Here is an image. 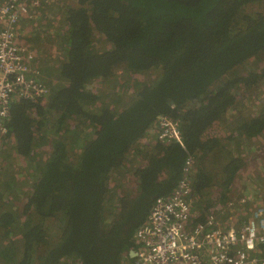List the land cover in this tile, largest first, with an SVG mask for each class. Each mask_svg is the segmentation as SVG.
Wrapping results in <instances>:
<instances>
[{
	"label": "trees",
	"instance_id": "obj_1",
	"mask_svg": "<svg viewBox=\"0 0 264 264\" xmlns=\"http://www.w3.org/2000/svg\"><path fill=\"white\" fill-rule=\"evenodd\" d=\"M258 1L262 0L47 4L63 15L66 30L54 28L56 38H49L59 42L61 56L56 62L39 58L36 65L38 80L49 87L45 99L12 103L7 126L16 140L13 149L30 160L31 189L18 215L17 200L7 202L17 193V179L10 168L3 170L0 237L8 244L0 254L5 264H133L130 251L137 228L147 221L157 197L173 193L189 155L198 161L192 199L200 214L193 224L228 203L244 160L230 159L218 197L202 205L212 178L198 154L222 145L220 139L203 140L202 135L225 113L243 106L236 102L237 90L264 79V68L240 71L246 62L264 64V14L241 15L248 4ZM94 31L105 36L112 48L93 52ZM123 70L148 73L149 83L120 113L105 105L97 109L105 94L88 85ZM160 114L179 120L185 148L157 140L139 147ZM74 116L86 120L93 132L80 134L83 122L77 128L70 126L68 119ZM237 121L240 139L260 136L264 108L256 116L242 113ZM49 143L52 149L43 158L40 147ZM5 149L0 159L12 156ZM133 149L147 157L142 166L132 169L138 179L136 195L122 191L124 178L113 180ZM17 236L23 239L22 247L15 242Z\"/></svg>",
	"mask_w": 264,
	"mask_h": 264
},
{
	"label": "built area",
	"instance_id": "obj_2",
	"mask_svg": "<svg viewBox=\"0 0 264 264\" xmlns=\"http://www.w3.org/2000/svg\"><path fill=\"white\" fill-rule=\"evenodd\" d=\"M48 3L0 0V148L10 138L7 123L12 103L44 99L48 94L49 87L38 80L34 51L21 42ZM156 129L158 141L184 146L178 120L160 114ZM193 165L189 155L173 193L157 197L147 221L137 228L131 249L135 252L133 264H264L263 204L245 209L251 203L242 197L240 216L244 219L232 214L234 202L230 201L226 218L221 220V212L213 210L205 220L193 224L200 214L192 199Z\"/></svg>",
	"mask_w": 264,
	"mask_h": 264
},
{
	"label": "rangeland",
	"instance_id": "obj_3",
	"mask_svg": "<svg viewBox=\"0 0 264 264\" xmlns=\"http://www.w3.org/2000/svg\"><path fill=\"white\" fill-rule=\"evenodd\" d=\"M53 1L55 5L59 3L60 0H50ZM71 4L77 6V0H68ZM47 9H43L41 15L35 22L32 27L27 30L26 36L22 39V43L31 47L34 51L37 60L40 58V61H53L56 62L59 56H61L59 52V42L52 39L50 41L49 38L54 36V28H58L60 31H65L64 23L62 22L63 15L59 14L58 10L51 11V8L46 7ZM264 14V0L258 2H252L248 4L241 12V15H255ZM37 26L40 31L38 33L41 34V39L37 40L36 36L39 35L37 33ZM93 41L90 45V49L93 52H103L112 48L111 43L103 36L99 34L98 31H94ZM16 42H20L19 37L16 38ZM63 46V58L65 56L64 45ZM58 48V49H57ZM40 50V54L38 53ZM58 62V61H57ZM256 62V60L251 62H246L240 69V71L247 73L251 71L252 67H257L258 69H263L264 64ZM264 62V60H263ZM251 63H256L252 65ZM150 76L148 73H132L127 72L125 70L117 72L114 76L103 79L98 78L93 80L88 86L92 90H99L103 92L105 95L101 98L100 102L97 104V109L102 108L104 105L113 109L117 113H120L123 109H125L135 98L138 97V92L140 88L149 83ZM156 76H152L155 78ZM100 88V89H98ZM96 92V91H95ZM237 100L236 102H241L243 106L240 107L235 112H227L223 115L221 119L214 122L207 130L204 131L202 138L203 140H207L210 138H218L223 143L217 149L208 152V153H199L198 157L201 156L202 164L204 167V171L206 174L211 176V186L208 188L207 195L202 200V205L208 204L209 200L215 199L218 197L220 186L222 184V180L224 179V174L226 173V167L231 158L240 157L244 160V167L240 169L236 179L234 180L229 193V201L234 202V208H228V204L224 206H218L216 211H220V218L224 219L227 216V212L231 209L232 214L234 212L237 215H240L244 208L240 206L239 200L244 197L248 200L251 205L246 207L245 209H251L256 205H264V132L255 138H247L240 136L235 131L238 127L237 119L242 117V113L247 116H256L260 113L264 108V79L257 86L250 88H242L237 90ZM44 101V100H43ZM46 103V102H45ZM54 118L50 117V124H52ZM83 122V123H82ZM83 128L79 129L80 134H91L93 131L89 128L87 121L78 118L77 116L71 117L68 119V124L72 127L77 128L81 125ZM95 126H93L94 128ZM155 128V125L152 126ZM50 138L54 134L51 132ZM63 133V132H62ZM156 132H149L147 136L143 140L139 142V147L142 148L144 145L149 144L152 145L156 141L154 139ZM52 135V136H51ZM16 141L13 138L9 139L5 142V153L6 151L12 152V156L7 158L0 159V177L2 176V172L5 168L11 169L16 176L17 179V193L13 192L7 198L8 203L15 202L17 200V214L20 215V211L24 209L26 196L31 189V174L27 170L29 164V158H26L16 152V149L13 148L16 146ZM156 144V143H155ZM40 155L45 158L48 156L49 152L52 149V144H44L40 147ZM136 149L130 150L129 155L126 159V163L117 170L113 180L124 178L123 182L126 184L123 189V185L121 186L122 191L130 192L131 195H136L138 183L137 178H135L133 168H137L142 166L147 160V157L141 154L140 152L134 151ZM76 153V152H75ZM77 154V153H76ZM3 155V153H2ZM4 156V155H3ZM33 158V156H32ZM193 170L194 172L197 169V158L193 157ZM136 170V169H135ZM193 174V173H192ZM114 184V183H113ZM13 198V199H11ZM238 199V200H237ZM10 203V204H11ZM218 203V202H215ZM10 208V206H9ZM234 211V212H233ZM235 215V214H234ZM239 218L244 219L243 216ZM2 231L0 230V233ZM15 242L18 246L22 247L23 239L21 236H17L15 238ZM7 242L0 237V251ZM0 264H5L4 259L0 254Z\"/></svg>",
	"mask_w": 264,
	"mask_h": 264
},
{
	"label": "clouds",
	"instance_id": "obj_4",
	"mask_svg": "<svg viewBox=\"0 0 264 264\" xmlns=\"http://www.w3.org/2000/svg\"><path fill=\"white\" fill-rule=\"evenodd\" d=\"M49 2H50V0H49ZM38 64V60H37V63H36V65ZM37 70H38V68H37ZM45 99V98H44ZM176 120V119H175ZM179 121V120H178ZM155 128L154 127H152V130H153V132H154V130H157L156 129V122H155ZM153 125V126H154ZM181 126V125H180ZM151 130V131H152ZM9 134H10V130H9ZM14 137V135L13 134H10V138L9 139H11V138H13ZM182 137H183V134H182ZM14 139H15V137H14ZM154 139L155 140H157V137H156V135H155V137H154ZM16 141V140H15ZM158 141V140H157ZM165 143H167V142H165ZM168 143H171V142H168ZM179 143V142H178ZM183 143H184V139H183ZM181 144V143H180ZM5 142L2 144V146H1V148H0V153L2 152V150L5 148ZM182 145V144H181ZM183 146V145H182ZM184 148H185V144H184V146H183ZM192 156V155H191ZM189 157V156H188ZM188 157H187V159H188ZM193 157V156H192ZM194 159V158H193ZM186 162H187V160H186ZM186 165V164H185ZM185 168V167H184ZM195 173V172H194ZM228 204V203H227ZM226 204V205H227ZM242 213V212H241ZM234 214L239 218L240 217V215H237L235 212H234ZM227 217V216H226ZM222 220V219H221ZM130 255H131V251H130Z\"/></svg>",
	"mask_w": 264,
	"mask_h": 264
},
{
	"label": "flooded vegetation",
	"instance_id": "obj_5",
	"mask_svg": "<svg viewBox=\"0 0 264 264\" xmlns=\"http://www.w3.org/2000/svg\"><path fill=\"white\" fill-rule=\"evenodd\" d=\"M95 80H96V79H95ZM98 89H100V88H98ZM95 91H96V93L98 92L97 94L101 93V91H99V90H97V89H96Z\"/></svg>",
	"mask_w": 264,
	"mask_h": 264
},
{
	"label": "water",
	"instance_id": "obj_6",
	"mask_svg": "<svg viewBox=\"0 0 264 264\" xmlns=\"http://www.w3.org/2000/svg\"><path fill=\"white\" fill-rule=\"evenodd\" d=\"M135 255V252H131V256H134Z\"/></svg>",
	"mask_w": 264,
	"mask_h": 264
}]
</instances>
